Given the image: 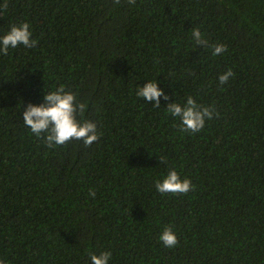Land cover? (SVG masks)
Listing matches in <instances>:
<instances>
[{"label":"trees","instance_id":"trees-1","mask_svg":"<svg viewBox=\"0 0 264 264\" xmlns=\"http://www.w3.org/2000/svg\"><path fill=\"white\" fill-rule=\"evenodd\" d=\"M25 22L36 46L0 54V260L264 264V0H0V35ZM146 80L157 107L135 94ZM61 84L97 123L91 145L48 147L23 126ZM187 96L214 109L197 133L167 111ZM168 168L193 189L156 192Z\"/></svg>","mask_w":264,"mask_h":264},{"label":"clouds","instance_id":"clouds-1","mask_svg":"<svg viewBox=\"0 0 264 264\" xmlns=\"http://www.w3.org/2000/svg\"><path fill=\"white\" fill-rule=\"evenodd\" d=\"M191 39L198 46L208 44L198 28L192 29ZM36 44L37 41L32 39L29 23L13 25L0 35V54H7L9 49H15L18 45L31 49ZM211 50L212 56H217L223 55L227 48L223 44H215L211 46ZM233 75L231 69L218 74V84H226ZM43 93L42 103H29L21 113L23 126L31 134L36 137L43 134V140L48 147L60 146L69 140H82L87 146L98 140L97 123L77 119V113L83 112L85 105L77 101L74 93L66 91L62 84L54 89H44ZM135 94L145 102H153V107L158 106L161 98L167 99L156 80H146L143 86H136ZM167 111L173 118L179 119L182 131L197 133L204 128L206 121L212 119L214 109L199 105L193 97L187 96L182 102L169 104ZM154 187L161 194H186L194 186L189 179H181L174 168H168L165 174L155 179ZM158 240L167 248L175 247L178 242L176 233L168 227L160 232ZM111 257V252L105 251L99 255H90L89 260L90 264H110ZM0 264H5V261L0 260Z\"/></svg>","mask_w":264,"mask_h":264}]
</instances>
